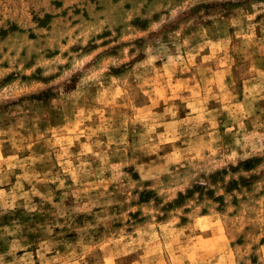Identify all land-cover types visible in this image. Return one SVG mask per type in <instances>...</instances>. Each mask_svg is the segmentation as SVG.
<instances>
[{"label": "rangeland", "instance_id": "obj_1", "mask_svg": "<svg viewBox=\"0 0 264 264\" xmlns=\"http://www.w3.org/2000/svg\"><path fill=\"white\" fill-rule=\"evenodd\" d=\"M0 264H264V0H0Z\"/></svg>", "mask_w": 264, "mask_h": 264}]
</instances>
